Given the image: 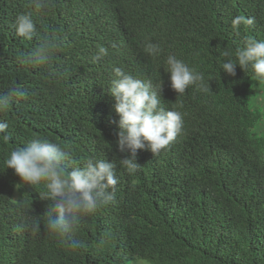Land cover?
Instances as JSON below:
<instances>
[{
	"label": "trees",
	"instance_id": "16d2710c",
	"mask_svg": "<svg viewBox=\"0 0 264 264\" xmlns=\"http://www.w3.org/2000/svg\"><path fill=\"white\" fill-rule=\"evenodd\" d=\"M25 12L40 36L60 41L47 66L20 62L38 46L10 27ZM240 16L255 23L237 33ZM245 36L264 39V0H49L41 10L0 0V94L24 92L0 113L11 136L0 137V264H264V85L239 66L235 77L220 73V52ZM149 41L160 57L144 51ZM101 46L108 55L94 62ZM169 54L202 71L209 91L177 95L164 71ZM114 67L154 86L162 80V105L185 120L167 149L138 151L132 173L106 93ZM34 136L65 146L81 166L90 158L114 165L115 200L69 237L48 230L43 187L24 185L4 164Z\"/></svg>",
	"mask_w": 264,
	"mask_h": 264
},
{
	"label": "clouds",
	"instance_id": "9594fccd",
	"mask_svg": "<svg viewBox=\"0 0 264 264\" xmlns=\"http://www.w3.org/2000/svg\"><path fill=\"white\" fill-rule=\"evenodd\" d=\"M49 0H32L37 10L48 6ZM252 17H236L232 28L239 33L241 25L251 26ZM10 27L24 40L38 39V46L28 54L21 53L20 62L35 67L47 66L60 47L55 34L40 36L36 22L29 12L16 16ZM112 47H115L113 44ZM144 51L151 57H160L163 48L159 43L146 42ZM107 47H99L93 61L108 55ZM220 73L235 77L237 66L258 83L264 85V39L245 36L242 47L225 48L220 52ZM166 68L172 90L183 95L193 88L207 93L209 82L202 71L190 67L174 54L166 57ZM163 81L155 86L151 80H142L126 72L122 67L113 68V78L106 92L114 98V111L118 115L117 148L124 153L122 164L129 173L135 172L138 151L159 154L168 148L184 132L185 120L180 111L166 109L161 103ZM24 92L16 87L0 94V113H7L12 103L21 99ZM9 123L0 120V137L8 141ZM6 169H12L21 183L42 186L43 196L51 201L47 209V228L62 237L72 235L75 227L100 207L115 200L118 179L114 165L105 159L90 158L82 166L74 162L65 146L47 137L34 136L22 147L11 150L4 160Z\"/></svg>",
	"mask_w": 264,
	"mask_h": 264
},
{
	"label": "rangeland",
	"instance_id": "374dc122",
	"mask_svg": "<svg viewBox=\"0 0 264 264\" xmlns=\"http://www.w3.org/2000/svg\"><path fill=\"white\" fill-rule=\"evenodd\" d=\"M259 100V99H258ZM260 105H262V104H260ZM261 107V106H260ZM263 121H264V114H263V119H262ZM264 130V129H263ZM130 264H151V263H149V262H147V261H145V260H140V261H138V262H134V263H130Z\"/></svg>",
	"mask_w": 264,
	"mask_h": 264
}]
</instances>
